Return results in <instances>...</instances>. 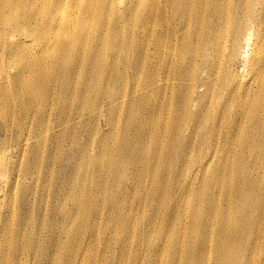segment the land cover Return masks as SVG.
Listing matches in <instances>:
<instances>
[{
  "label": "rangeland",
  "instance_id": "rangeland-1",
  "mask_svg": "<svg viewBox=\"0 0 264 264\" xmlns=\"http://www.w3.org/2000/svg\"><path fill=\"white\" fill-rule=\"evenodd\" d=\"M126 4L91 51L121 62L105 78L74 57L37 70L0 43L1 264H264V30L233 58L198 47L190 60L188 40L152 64L150 22Z\"/></svg>",
  "mask_w": 264,
  "mask_h": 264
},
{
  "label": "bare ground",
  "instance_id": "bare-ground-1",
  "mask_svg": "<svg viewBox=\"0 0 264 264\" xmlns=\"http://www.w3.org/2000/svg\"><path fill=\"white\" fill-rule=\"evenodd\" d=\"M116 1L118 2L120 0H71V3L65 2L64 0H0V43L4 41L3 50L8 54H13V60H17L23 53H28L29 57H31L30 62L35 64L37 70L42 63L51 66L54 62L74 57L77 60L76 64H74L75 66L84 67L86 70L98 68L96 70L92 69L94 72H91L92 74L89 76L105 78L111 75L108 70L109 67L110 69L114 66L117 67L116 65L121 64V62L115 59L113 55L111 56L112 59L105 57L104 60L97 55L93 57L91 51L99 50L100 43L103 40L101 29L105 26V21L102 17L115 8ZM126 1L127 4L124 6V10L125 12L126 10L131 12L129 17L132 16L135 20L134 24L140 23L143 19H146L147 23L150 22L148 31L151 32L152 39V58L150 59L152 64L161 59V53L165 59H168L173 46H180L181 49H183V47L187 45L188 40H194L197 45L194 48L195 53L190 55V60L196 61L198 57H202V54L197 53L198 47L200 49L209 48L212 50L228 49L229 56L233 58L236 54H243L241 49H246V51H248L247 46L249 43L250 31L252 29H256L257 27L264 30V1L148 0L149 4L147 0ZM63 6H65L66 9L62 10L61 8ZM125 12H123L124 16H126ZM123 14L121 13V20H123ZM202 22H206L207 32L204 30H197ZM163 23H166L169 27L173 26L175 30L179 28L181 31L175 32L171 30L169 33L168 27L161 25ZM189 29L193 30L190 32ZM7 38H13L14 41L12 43L6 42ZM148 44L150 45V42H148ZM113 48L117 49V47ZM45 50L55 51L57 55L49 59H44L36 55L38 53H43ZM32 53L34 55H32ZM113 53L116 52L113 51ZM148 53L150 52H147V54ZM135 62L136 60L132 59V63ZM102 69L104 71L107 69V72H102ZM216 71L217 67L214 65L211 66L208 71H205V74L207 76H212ZM89 76L86 75L83 79V83L86 86L89 85L87 83ZM251 79H253V77H251L250 80ZM240 83L245 84L244 79H242ZM23 84L27 89H34V84L29 79H24ZM76 215L79 214L76 213ZM61 217L64 219H71L72 215L71 213L63 212ZM49 220L53 221L54 217H49ZM25 221L26 223H30L31 219ZM72 221L75 222V217H73ZM54 222L56 221L52 223L54 224ZM70 226L72 225L70 224ZM6 228H8V225L4 227V229ZM39 233L40 231L37 234L39 235ZM71 233L72 232H70V234ZM14 234L16 235L15 232ZM14 234L10 236L14 238ZM53 234H49L51 239L54 236ZM4 235H8L7 229ZM72 238L74 239L75 237ZM60 239L62 240H58V244H60V242L62 243L65 236ZM31 240L30 236L25 234L24 245L26 249L32 246L30 242L33 240ZM42 240L41 238V241ZM72 241L69 243L72 244ZM52 244L55 245L54 242ZM51 247L54 248V246ZM60 247L61 246H59V248ZM72 247L73 246H71V248ZM15 249L12 252L13 255L16 253ZM33 251L30 252L33 253ZM34 252H39V249ZM4 253L5 249L3 247L0 250V254L4 255ZM40 253L45 254L46 252L42 250ZM55 253L54 256L56 255ZM73 253L71 252V255ZM21 254H23V251ZM77 254L79 255V253ZM67 258L68 262H70V257L67 256ZM58 259L60 258L57 255V260ZM52 260L50 264H57L58 261L55 262L53 260L52 262ZM76 262L78 263V261Z\"/></svg>",
  "mask_w": 264,
  "mask_h": 264
}]
</instances>
